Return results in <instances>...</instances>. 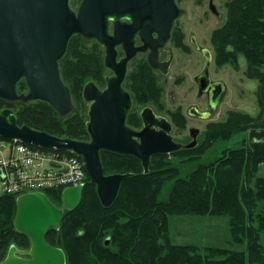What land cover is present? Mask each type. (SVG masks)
<instances>
[{
    "label": "trees",
    "instance_id": "1",
    "mask_svg": "<svg viewBox=\"0 0 264 264\" xmlns=\"http://www.w3.org/2000/svg\"><path fill=\"white\" fill-rule=\"evenodd\" d=\"M81 0H70L71 6ZM226 18L212 31L211 42L217 67L244 69L257 81L256 114L231 109L226 118L210 121L203 139L196 146L151 157L150 171L143 172L141 161L133 155L101 150L104 173H134L122 181L111 206L102 205L96 186L87 174L79 204L66 210L60 228H49L46 241L65 251L67 264H264V176L258 175L264 164V0H227ZM74 35L60 60L61 76L69 86L74 109L63 117L47 102L0 99V113L10 108L20 126L48 132L59 137L88 140L85 120L78 104H83L84 85L93 80L104 85V57L95 43ZM172 43L185 46L180 28L175 27ZM20 93L27 92L26 81L18 83ZM136 101L159 103L162 88L155 82L134 89ZM145 96V99H142ZM134 107L127 117L132 128L140 127V115ZM178 129L186 127L183 114L175 120ZM247 137L241 145L226 148L214 160L201 163L181 177V162L198 160L215 143L227 141L238 133ZM53 149V148H44ZM60 152L72 153L68 150ZM173 180L166 200L158 195L167 181ZM62 189H49L45 195L62 205ZM17 197L0 198V262L11 245L29 246L27 237L16 231ZM179 216L227 217L229 246H201L174 243L169 218ZM235 246H240L237 249Z\"/></svg>",
    "mask_w": 264,
    "mask_h": 264
},
{
    "label": "water",
    "instance_id": "2",
    "mask_svg": "<svg viewBox=\"0 0 264 264\" xmlns=\"http://www.w3.org/2000/svg\"><path fill=\"white\" fill-rule=\"evenodd\" d=\"M184 14L177 0H81L76 8L71 6L70 0H0V99L8 102L41 100L60 116L69 115L74 104L70 88L61 76L60 60L74 35L102 44L106 48L104 66L116 74L106 78L104 88H99L93 80L83 87L82 97L89 106L85 123L89 140L59 137L27 125L20 126L10 108L0 113V136L70 150L81 156L102 205L111 206L122 181L133 177L134 173L106 175L101 150L133 155L141 161L143 172L148 173L153 155L169 154L187 146L173 139L172 125L168 121L161 128L156 125L152 117L158 116L150 115L151 108L141 112V129L127 124L132 99L122 82L128 58L116 61L115 46L121 37L118 32L115 38L110 37V21L114 20L118 26L122 18L130 19L128 28L154 49L149 62L158 67L157 50L167 44L176 20ZM131 55L130 52L128 57ZM22 79L28 87L26 93L18 90ZM82 191L81 185L64 189L61 206L41 192L17 197L14 226L16 231L28 236L31 248L21 252L30 258L17 255L20 251L11 245L0 264H66L64 250L47 242L45 237L49 228H60L64 212L79 204Z\"/></svg>",
    "mask_w": 264,
    "mask_h": 264
},
{
    "label": "rangeland",
    "instance_id": "3",
    "mask_svg": "<svg viewBox=\"0 0 264 264\" xmlns=\"http://www.w3.org/2000/svg\"><path fill=\"white\" fill-rule=\"evenodd\" d=\"M184 9L185 14L180 19L187 32L198 35L200 41L208 44L211 40L212 31L221 26L226 18L225 2L227 0H177ZM214 6V7H212ZM74 8L77 5L73 6ZM222 14V17L218 15ZM91 46V43H87ZM212 52L213 46H211ZM202 59L198 54L187 55L180 50H175L174 65L169 76L160 80L162 94L160 102L167 108L180 107L188 113L186 127L178 129L175 137L185 146H196L203 139L206 126L210 121L226 118L231 109L242 110L256 114L258 110L256 101L257 81L245 75L244 69L232 67L220 68L212 61L210 66V79L221 85L222 89L216 96H211L214 103L213 112L205 119L191 117L189 114L195 109L200 114L205 111L202 103L203 95H200L201 85L196 77L202 66ZM210 97V96H209ZM84 102V101H83ZM157 104V103H156ZM161 104V103H159ZM82 113L86 111V105L78 104ZM140 108V107H139ZM160 109H163L162 106ZM162 112H164L162 110ZM86 114V113H85ZM210 117V118H208ZM247 137L244 132L238 133L227 141L215 143L198 160L181 162L179 157H171V160L181 168V177L193 170L201 163L214 160L226 148H234L241 145L242 140ZM258 175L264 176V164L260 166ZM173 180L167 181L158 195V200L168 198ZM170 235L174 243L196 244L201 246L213 245L229 246V224L227 217L216 216H179L173 215L169 218ZM240 249V246H235Z\"/></svg>",
    "mask_w": 264,
    "mask_h": 264
},
{
    "label": "flooded vegetation",
    "instance_id": "4",
    "mask_svg": "<svg viewBox=\"0 0 264 264\" xmlns=\"http://www.w3.org/2000/svg\"><path fill=\"white\" fill-rule=\"evenodd\" d=\"M178 2V1H177ZM179 4V3H178ZM214 7V6H212ZM184 16V15H183ZM182 16V17H183ZM219 17H222V14L218 15ZM181 17V18H182ZM177 19L172 32H171V38L167 42V44L157 50L158 53V60H157V66L154 67L151 65L149 62V56L150 54L154 51L153 48L149 47L144 41H142L141 36L138 33H132L130 29L128 28V24L131 22L130 19L128 18H122L121 19V24L116 26L114 24V20L110 21L109 24V34L110 37L115 38L118 35L121 37V41L116 44L115 50H116V61L121 62V60H124L128 58L127 60V71L125 73V77L122 82V86L126 91L129 92L131 95L132 99V107L131 110L134 107H138L139 115H140V122L141 125L140 127H137L135 129H141L143 125V119L141 116V112L145 108H151L152 112H150V115L154 114L155 116L157 115L158 117H152V120L156 123V125L161 128V126L165 125V121H168L172 125V130H171V135L173 139L177 142H180L175 136V132H177V127L175 126V120L178 118L179 115L183 114L186 119H188V113L186 110L180 107H173V108H167L164 103L159 102L156 104V102H152L148 104H143L140 106V103L136 101L135 97V92L134 89L138 87L139 85L143 83H151L155 82L157 84L161 83L160 80L169 76L171 73V69L174 65V60H175V50H180L184 54L191 55V54H198L200 58L202 59V68L196 77L198 83L201 85V90H200V95H203V105L205 107V111L200 114L198 111L195 109H192V112L189 114L191 117L194 118H199V119H205L207 116H209L214 110L213 106L214 103L211 100V96L214 95V101L216 96L219 94L221 91L222 87L220 84L213 82L210 79V66L211 62H214V53L211 50L212 42L209 39L208 44H204L202 41L199 40L198 35H196L193 32H187L185 29L184 25L180 22V19ZM178 26L180 28V33L183 35L185 46L179 47L176 46L172 43V35L175 27ZM154 36L157 37L156 33H154ZM84 39V38H83ZM85 40V39H84ZM88 42H91V45L97 43L98 48L100 51L103 53V57H105V51L106 48L100 44L96 40H86ZM131 52V56L128 57L129 53ZM130 58V59H129ZM103 75V81L104 85H100L97 83V86L99 88H104L107 85L106 78L107 77H113L115 76V72L111 69H107L102 73ZM65 82V81H64ZM161 88L163 87L160 85ZM26 93V92H25ZM72 95V94H71ZM210 96V97H209ZM142 99H145V96H142ZM73 100V97H72ZM84 100V99H83ZM86 105V111L85 113L87 114V118L85 121L88 120V109L89 106L88 104L84 101ZM74 104V101H73ZM213 104V106H212ZM162 106L163 109H160ZM140 107V108H139ZM215 107V106H214ZM74 109V108H73ZM130 110V112H131ZM162 110L164 112H162ZM129 112V113H130ZM128 113V115H129ZM128 117V116H127ZM210 118V117H208ZM86 123V122H85ZM90 139V137H89ZM88 139V140H89ZM182 143V142H180ZM187 148V147H183ZM27 237L29 241V246L28 247H23L18 244H14L15 247L20 251L17 253V255L25 258H30V255L28 254H23L21 251H28L31 248V243L25 234H23V238ZM65 252V251H64ZM8 253V252H7ZM67 264V263H66Z\"/></svg>",
    "mask_w": 264,
    "mask_h": 264
},
{
    "label": "built area",
    "instance_id": "5",
    "mask_svg": "<svg viewBox=\"0 0 264 264\" xmlns=\"http://www.w3.org/2000/svg\"><path fill=\"white\" fill-rule=\"evenodd\" d=\"M86 179L85 163L74 152L44 149L0 136V198L84 187Z\"/></svg>",
    "mask_w": 264,
    "mask_h": 264
},
{
    "label": "bare ground",
    "instance_id": "6",
    "mask_svg": "<svg viewBox=\"0 0 264 264\" xmlns=\"http://www.w3.org/2000/svg\"><path fill=\"white\" fill-rule=\"evenodd\" d=\"M27 144H29V145H31V146H38V145H34V144H30V143H27ZM41 147V146H40ZM42 148H48V147H42ZM51 148H53V149H49V150H54V147H51ZM85 172H86V177H87V170H86V167H85ZM89 176V175H88Z\"/></svg>",
    "mask_w": 264,
    "mask_h": 264
}]
</instances>
